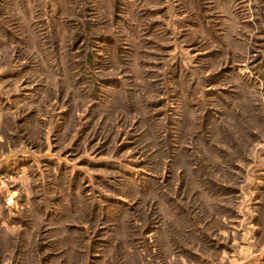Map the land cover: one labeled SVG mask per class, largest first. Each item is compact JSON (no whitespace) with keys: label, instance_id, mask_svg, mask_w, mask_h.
Returning a JSON list of instances; mask_svg holds the SVG:
<instances>
[{"label":"rangeland","instance_id":"obj_1","mask_svg":"<svg viewBox=\"0 0 264 264\" xmlns=\"http://www.w3.org/2000/svg\"><path fill=\"white\" fill-rule=\"evenodd\" d=\"M89 263L264 264V0H0V264Z\"/></svg>","mask_w":264,"mask_h":264},{"label":"built area","instance_id":"obj_2","mask_svg":"<svg viewBox=\"0 0 264 264\" xmlns=\"http://www.w3.org/2000/svg\"><path fill=\"white\" fill-rule=\"evenodd\" d=\"M4 206L6 208H14L16 206L15 197L13 195H9L4 199Z\"/></svg>","mask_w":264,"mask_h":264},{"label":"crops","instance_id":"obj_3","mask_svg":"<svg viewBox=\"0 0 264 264\" xmlns=\"http://www.w3.org/2000/svg\"><path fill=\"white\" fill-rule=\"evenodd\" d=\"M4 207H5V206H4ZM5 208H6V207H5ZM8 230L15 231V230H17V228H16V227H11V228H9ZM89 258H94V260H96V261H101V262L107 261V258H106L105 255L95 254V255H92V257H89ZM88 260H89V262L91 261L90 259H88ZM89 264H91V263H89ZM94 264H95V263H94Z\"/></svg>","mask_w":264,"mask_h":264}]
</instances>
